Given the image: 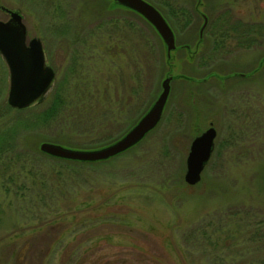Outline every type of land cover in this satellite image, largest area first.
<instances>
[{
	"label": "rangeland",
	"instance_id": "1",
	"mask_svg": "<svg viewBox=\"0 0 264 264\" xmlns=\"http://www.w3.org/2000/svg\"><path fill=\"white\" fill-rule=\"evenodd\" d=\"M148 1L173 29L169 56L114 0H0V20L18 11L54 72L13 107L0 53V264H264V0ZM203 12L214 22L198 43ZM223 19L252 23L251 45L223 36ZM219 67L251 73L201 79ZM167 75L161 118L132 147L97 161L40 150L112 142ZM210 124L213 151L189 185L190 142Z\"/></svg>",
	"mask_w": 264,
	"mask_h": 264
},
{
	"label": "water",
	"instance_id": "2",
	"mask_svg": "<svg viewBox=\"0 0 264 264\" xmlns=\"http://www.w3.org/2000/svg\"><path fill=\"white\" fill-rule=\"evenodd\" d=\"M119 5L128 7L141 14L160 34L167 55L175 48V35L168 21L148 0H114ZM7 20H0V53L8 65L9 88L7 102L13 107H25L41 97L48 89L54 72L46 64L41 41L37 37L26 40L25 24L21 14L12 9ZM199 28V39L202 38L208 18L202 14ZM28 41V42H26ZM255 70V69H253ZM242 76H249L251 71H239ZM210 74L201 79L208 78ZM172 75L165 76L161 81V90L148 109L121 136L103 146L94 148H70L60 143L42 141L41 151L65 159L80 161H97L107 159L137 144L148 131L158 123L170 90ZM215 127L210 124L190 142L186 156L184 181L193 185L201 178V171L213 151Z\"/></svg>",
	"mask_w": 264,
	"mask_h": 264
},
{
	"label": "trees",
	"instance_id": "3",
	"mask_svg": "<svg viewBox=\"0 0 264 264\" xmlns=\"http://www.w3.org/2000/svg\"><path fill=\"white\" fill-rule=\"evenodd\" d=\"M209 18L210 17L208 16L207 27L209 26L210 23L214 22L213 19L211 21ZM223 26H225V28ZM219 27H220L219 29H221L223 32V36L224 34H226L227 36H230V32L231 31L233 32L234 38L237 42V46L248 47L251 45L252 40H253V37L251 35L253 31L252 23L234 22V21H231L230 19H226V20L223 19L220 21Z\"/></svg>",
	"mask_w": 264,
	"mask_h": 264
},
{
	"label": "flooded vegetation",
	"instance_id": "4",
	"mask_svg": "<svg viewBox=\"0 0 264 264\" xmlns=\"http://www.w3.org/2000/svg\"><path fill=\"white\" fill-rule=\"evenodd\" d=\"M203 13H204V12H203ZM204 14H206V13H204ZM206 16H207V14H206ZM207 18H208V16H207ZM207 23H208V21H207ZM206 26H207V25H206ZM206 28H207V27L204 28V31H205ZM204 31H203V32H204ZM106 41H108V39H106ZM110 41H111V40H110ZM112 41H118V37H117V38H114ZM197 41H198V43H199V42H202V43H203L204 38H201V39L198 38ZM26 42H28V41H26ZM196 44H197V42H196ZM196 44H195V45H196ZM184 45L190 46L189 43H185ZM195 49H196V48H195ZM195 49L193 48V50H195ZM221 68H223V67L212 68V69L206 71L201 77L203 78V77L207 76L208 74H210V75L208 76V78L214 77V78L217 79V76H215V75H217V74H221L222 77H223V79H225L226 76H232V75H235V74L238 75L237 72L240 71V70H237V69H235V68H233V69L229 68V70L223 72V71H222L223 69H221ZM208 78H204V79L207 80ZM216 82H217V81H216Z\"/></svg>",
	"mask_w": 264,
	"mask_h": 264
}]
</instances>
